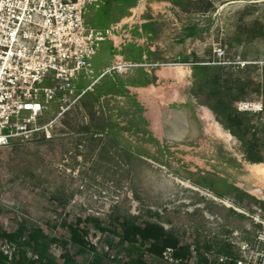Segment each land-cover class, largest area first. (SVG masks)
Returning <instances> with one entry per match:
<instances>
[{
  "label": "rangeland",
  "instance_id": "rangeland-1",
  "mask_svg": "<svg viewBox=\"0 0 264 264\" xmlns=\"http://www.w3.org/2000/svg\"><path fill=\"white\" fill-rule=\"evenodd\" d=\"M173 1L147 6L149 17L159 24L154 46L163 55V68L173 75L164 90L150 96L148 106L156 116L174 99L191 94L198 105L193 111L197 135L181 143L162 141L169 148L165 152L150 147L146 152L152 151L150 159L118 156V152L104 157L100 150L109 144L96 130L95 115L85 121L71 101L50 129V139L38 132L0 149L4 225L9 226L12 216L17 224L59 229L82 217L104 220L106 226L111 222L114 227L118 219H134L160 225L182 245L195 246L199 256L208 251L237 256L233 233L250 244L256 233L264 231V179L254 172V165L264 168V159L247 161L240 141L206 106L216 77L224 90L232 88L231 97L238 91L240 98L233 107L264 94L261 68L252 64L264 61V0H185L184 9ZM217 48L225 52L221 59ZM222 61L229 64H216ZM175 65L184 71L180 80L174 76ZM200 65L217 69L207 75L210 84L199 68L194 69ZM49 103L53 113L38 117L30 126L40 127L56 116L57 107ZM256 128L264 158V131L260 123ZM95 233L102 251L125 254L113 236Z\"/></svg>",
  "mask_w": 264,
  "mask_h": 264
},
{
  "label": "built area",
  "instance_id": "built-area-1",
  "mask_svg": "<svg viewBox=\"0 0 264 264\" xmlns=\"http://www.w3.org/2000/svg\"><path fill=\"white\" fill-rule=\"evenodd\" d=\"M101 1L0 0V149L8 147L14 139L22 140L38 132H43L46 139L51 138L50 129L55 120L68 111L70 104L61 105L56 117L44 125H30L42 116L55 92L71 93V79L89 71L88 57L102 34L87 29L83 16L87 6ZM215 53L220 59L225 55L221 48ZM252 64L261 68V83L264 61ZM128 66L131 65H117L114 69L121 72ZM47 83L53 86H46ZM234 109L239 114L253 116L264 131L263 93L255 100L236 102ZM239 237L238 232L232 234L231 244L236 248L237 258L212 251L199 256L195 246L187 245L186 264H264V231L256 233L250 244ZM11 249V244L1 248L6 264H11ZM104 252L107 264H117L115 255ZM162 260L166 264H182L181 258L173 257L172 248H165Z\"/></svg>",
  "mask_w": 264,
  "mask_h": 264
},
{
  "label": "crops",
  "instance_id": "crops-1",
  "mask_svg": "<svg viewBox=\"0 0 264 264\" xmlns=\"http://www.w3.org/2000/svg\"><path fill=\"white\" fill-rule=\"evenodd\" d=\"M163 1L102 0L87 6L83 16L84 24L87 29L100 32L102 39L95 42L92 54L88 57L89 71L71 79L72 92L57 91L50 100L57 109L63 104L71 105L73 101L83 113L85 121L86 117L95 115L92 121L99 126L96 130L109 144L100 150L104 157L117 156L115 153L118 152V156L124 154L130 158L136 156L150 159L152 151L146 153L150 147L160 153L169 150L161 145L162 141L165 144L180 143L160 134V130L153 129L150 120L153 110L148 106L151 95L146 94L150 90L155 95L169 84L160 78V72L166 69L161 62L163 55L154 46L159 24L149 17L147 9V6ZM117 65L131 66L118 72L114 69ZM168 73L172 75V72ZM47 85L53 86L52 83ZM172 102L171 107L167 110L159 109L153 117L160 119L163 111L185 110L196 127L193 119V111L198 106L196 99L188 94ZM53 111L54 107L50 103L46 104L42 116L52 114ZM135 149L145 151L139 153Z\"/></svg>",
  "mask_w": 264,
  "mask_h": 264
},
{
  "label": "trees",
  "instance_id": "trees-1",
  "mask_svg": "<svg viewBox=\"0 0 264 264\" xmlns=\"http://www.w3.org/2000/svg\"><path fill=\"white\" fill-rule=\"evenodd\" d=\"M185 0H175L173 3L184 9ZM197 12H202L198 10ZM205 81L208 73L216 71L210 65H200ZM202 76V75H201ZM196 78V75L193 74ZM215 78V77H214ZM216 77L209 91L207 107L215 115L217 121L225 125L232 134L240 141L247 161L251 163H262L263 155L259 145L257 121L253 116L238 114L233 101L239 99V93L231 97L232 88L225 90L221 87ZM229 83V80L223 81ZM13 141L8 147L13 145ZM6 147V148H8ZM237 190V189H235ZM74 224H61L49 227L47 225H28L20 221L16 223L15 217L9 219V226L0 221V264H6L7 259L2 254L4 245H12L11 264H107L108 258L101 246L93 240L96 231L103 238L113 236L124 255H117L114 262L117 264H166L162 260L165 248L173 249V257L181 258L182 264H186L189 258L187 245L181 242L171 233L165 231L156 223H137L134 219H118L117 227L113 223L104 225V220L93 217L75 218ZM62 231L63 234L61 233ZM54 246V252L50 251ZM238 254V253H237ZM224 255V254H216ZM237 258L233 255H224Z\"/></svg>",
  "mask_w": 264,
  "mask_h": 264
},
{
  "label": "bare ground",
  "instance_id": "bare-ground-1",
  "mask_svg": "<svg viewBox=\"0 0 264 264\" xmlns=\"http://www.w3.org/2000/svg\"><path fill=\"white\" fill-rule=\"evenodd\" d=\"M165 67V66H163ZM175 75L177 79H181L184 76V71L180 68V65H175ZM173 76V75H172ZM166 70L160 72V78L162 80H167L170 77ZM153 95L154 92L147 91L146 94ZM150 120L152 122V127L155 131L160 130L161 134L176 142H184L193 139L197 135V130L195 129V124L193 120L189 117L188 112L185 110L179 111H163L160 113V119L153 117V114H150ZM160 123V129H159ZM254 172L258 177L264 179V168L259 165H254ZM258 191H252V193H257Z\"/></svg>",
  "mask_w": 264,
  "mask_h": 264
}]
</instances>
